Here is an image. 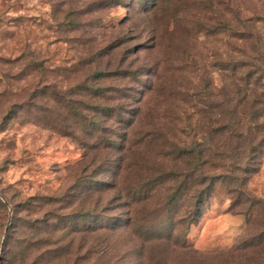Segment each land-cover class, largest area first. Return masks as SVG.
Here are the masks:
<instances>
[{"label":"rangeland","instance_id":"1","mask_svg":"<svg viewBox=\"0 0 264 264\" xmlns=\"http://www.w3.org/2000/svg\"><path fill=\"white\" fill-rule=\"evenodd\" d=\"M252 18L264 0H0V264H264V114L245 194L217 180L189 222L195 174L165 203L190 172L179 150L229 121L222 64L254 69Z\"/></svg>","mask_w":264,"mask_h":264},{"label":"trees","instance_id":"2","mask_svg":"<svg viewBox=\"0 0 264 264\" xmlns=\"http://www.w3.org/2000/svg\"><path fill=\"white\" fill-rule=\"evenodd\" d=\"M250 20L251 22L247 27V35H245V38L251 41L253 44V52L257 54L256 57L252 58L254 63L253 61L250 63V68L254 67V69H248L244 73H239V70L242 68V62L239 60L231 61L226 65L222 64V66H224L222 68H227L225 66L230 68L233 77L229 97V102L232 103L229 121L219 122L218 125L212 127V129L207 132L205 137L195 141L190 148L179 150V157L189 158L190 163L188 165L190 167L188 170L190 172L183 175L181 181L176 185L175 190L166 199L165 203L170 208L175 206L178 196L176 192L180 189L191 187L187 181L190 176L196 174L195 183L199 186L205 185L191 195L192 202L190 208H186L184 211L182 217L189 222L197 220L202 211L205 199L217 180L228 179L229 181L235 182L238 185L239 195L245 194L243 186L246 183L248 175L255 170L251 167V164L262 151L263 140L259 137V133L263 129V123H261L259 119L264 114V29H262V27L258 29L257 24L264 21V18H252ZM95 74L101 76L103 73L97 71ZM243 108H245L246 111H243ZM98 112L108 116L115 112L118 115L116 110L111 111L105 107L98 108ZM77 115H79L78 112ZM126 123L127 126L131 124L128 121ZM88 125L90 127L88 132H91V134L102 130L97 120L90 119ZM215 137L224 140L223 142L219 141L217 143V150L207 145L211 140L216 139ZM213 160L218 162L227 160L226 173L208 177L201 167ZM217 166H222V164ZM94 182L96 184L98 182V185L95 186V191L101 190V185L103 184L108 185L106 181ZM86 190L88 191L86 194H89L90 191H92V187H87ZM137 191L136 189L132 192L128 191L127 193L131 195H134L135 192L136 194H140ZM32 198L35 199L34 197H29L25 201L19 203L18 207H20V209H17V211L21 212L25 210L27 212L24 226L28 229V232H33L35 235L38 230V224L41 223L43 219L41 220L40 217L33 216V214L38 213V211L35 209V200L30 201ZM49 220L50 217L44 220L46 225ZM130 224L131 217H128L123 226H129ZM21 232L23 233V231ZM22 235L23 234H20V236ZM7 236L9 237L6 233V238ZM7 243L8 241L4 242L6 247Z\"/></svg>","mask_w":264,"mask_h":264}]
</instances>
